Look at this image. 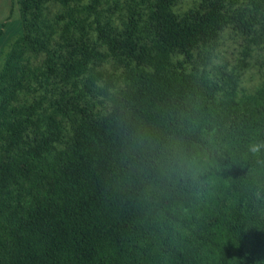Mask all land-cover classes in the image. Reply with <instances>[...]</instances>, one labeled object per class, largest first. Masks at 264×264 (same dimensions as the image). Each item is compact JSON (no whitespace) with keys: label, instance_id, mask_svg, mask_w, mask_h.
<instances>
[{"label":"trees","instance_id":"obj_1","mask_svg":"<svg viewBox=\"0 0 264 264\" xmlns=\"http://www.w3.org/2000/svg\"><path fill=\"white\" fill-rule=\"evenodd\" d=\"M83 1H19L24 35L0 72V264H264V149L248 152L264 83L218 100L208 69L225 30L264 47V0L194 20L149 0L121 31L94 20L105 52L74 35ZM108 57L122 85L96 86L110 102L96 115L72 89ZM43 128L67 141L39 150Z\"/></svg>","mask_w":264,"mask_h":264},{"label":"rangeland","instance_id":"obj_2","mask_svg":"<svg viewBox=\"0 0 264 264\" xmlns=\"http://www.w3.org/2000/svg\"><path fill=\"white\" fill-rule=\"evenodd\" d=\"M20 0H0V72L3 68L6 55L11 50L15 40L24 35L19 14ZM149 0H99L94 10L89 12L85 7L90 0L82 2L81 16L87 21L74 31L76 37L89 40L96 48L105 52V48L95 42L93 32L94 20L108 22L117 30L124 29V22L132 10L145 11ZM229 0H178L173 7L175 15L181 20H194L199 18L208 8H216L221 4H228ZM44 15L48 18L56 17L62 21V9L48 3L45 6ZM65 33V30L62 29ZM62 33V34H63ZM231 30H225L219 37L215 46V58L208 67L222 85L217 99L227 97L240 98L249 96L264 83V47L249 43ZM35 56L39 59L42 54L35 50ZM182 59V57H180ZM99 75L91 77L89 73L81 77V82L73 87L77 101L96 115H103L110 109V102L104 98L96 86L111 88L121 86L120 79L123 73V64L117 63L112 57L97 68ZM92 80V83L91 81ZM94 83V84H93ZM231 96V95H230ZM36 135V144L39 150L48 151L51 148L60 147L67 141L66 133L55 128Z\"/></svg>","mask_w":264,"mask_h":264},{"label":"clouds","instance_id":"obj_3","mask_svg":"<svg viewBox=\"0 0 264 264\" xmlns=\"http://www.w3.org/2000/svg\"><path fill=\"white\" fill-rule=\"evenodd\" d=\"M261 149H264V142H255L248 145V152L253 155L258 154Z\"/></svg>","mask_w":264,"mask_h":264}]
</instances>
